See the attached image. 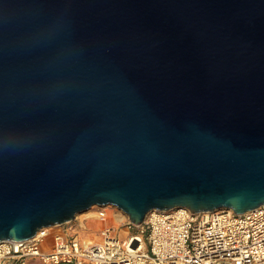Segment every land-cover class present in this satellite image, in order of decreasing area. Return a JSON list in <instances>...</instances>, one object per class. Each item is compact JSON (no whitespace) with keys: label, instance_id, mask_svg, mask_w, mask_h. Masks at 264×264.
<instances>
[{"label":"water","instance_id":"water-1","mask_svg":"<svg viewBox=\"0 0 264 264\" xmlns=\"http://www.w3.org/2000/svg\"><path fill=\"white\" fill-rule=\"evenodd\" d=\"M261 204L264 0H0V241Z\"/></svg>","mask_w":264,"mask_h":264},{"label":"built area","instance_id":"built-area-1","mask_svg":"<svg viewBox=\"0 0 264 264\" xmlns=\"http://www.w3.org/2000/svg\"><path fill=\"white\" fill-rule=\"evenodd\" d=\"M107 206L95 205L93 218L106 222ZM120 221L138 229L119 240L109 224L92 235L72 220L56 232L46 227L27 239L2 240L0 264H264V204L241 213L154 209L138 225Z\"/></svg>","mask_w":264,"mask_h":264},{"label":"rangeland","instance_id":"rangeland-1","mask_svg":"<svg viewBox=\"0 0 264 264\" xmlns=\"http://www.w3.org/2000/svg\"><path fill=\"white\" fill-rule=\"evenodd\" d=\"M107 208L109 210L108 213L109 218L106 222L99 221L93 218L94 210H95L94 206L90 207L85 212L77 214L74 220L80 222L79 224L81 225L82 229H84V233L89 232V234L92 235L95 234L97 232V229L101 228L103 225L109 224L113 228H117L116 230L119 240L125 239L130 233L138 229V227L136 226H132L131 229H128L126 226H120L121 225L120 220L126 219L128 216L125 213H123L121 210L113 206H107ZM58 228H60V226L55 225L49 227V230L51 232L52 231L56 232L58 231ZM49 239L51 238L49 237ZM31 264H37V262L33 260Z\"/></svg>","mask_w":264,"mask_h":264},{"label":"bare ground","instance_id":"bare-ground-1","mask_svg":"<svg viewBox=\"0 0 264 264\" xmlns=\"http://www.w3.org/2000/svg\"><path fill=\"white\" fill-rule=\"evenodd\" d=\"M96 235V234H95Z\"/></svg>","mask_w":264,"mask_h":264}]
</instances>
